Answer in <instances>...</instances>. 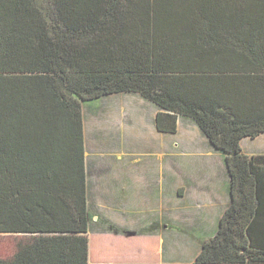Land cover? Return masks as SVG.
<instances>
[{"label":"trees","instance_id":"1","mask_svg":"<svg viewBox=\"0 0 264 264\" xmlns=\"http://www.w3.org/2000/svg\"><path fill=\"white\" fill-rule=\"evenodd\" d=\"M119 93L224 155L230 203L192 264H264V155L240 147L264 133V0H0V264H89L80 100Z\"/></svg>","mask_w":264,"mask_h":264},{"label":"crops","instance_id":"2","mask_svg":"<svg viewBox=\"0 0 264 264\" xmlns=\"http://www.w3.org/2000/svg\"><path fill=\"white\" fill-rule=\"evenodd\" d=\"M80 105L89 264H192L230 203L224 155L189 119L178 118L174 134L158 132V109L138 94ZM54 133L51 127L47 135L52 159L64 141ZM263 135L243 138L242 153L264 155L243 148ZM252 231L254 244L264 247V208Z\"/></svg>","mask_w":264,"mask_h":264},{"label":"rangeland","instance_id":"3","mask_svg":"<svg viewBox=\"0 0 264 264\" xmlns=\"http://www.w3.org/2000/svg\"><path fill=\"white\" fill-rule=\"evenodd\" d=\"M95 106H98L99 104L98 103H95L94 104ZM105 108H102L101 106V110H103ZM131 131H134L135 134H139L140 133V129L139 131L138 130H132ZM139 132V133H138ZM167 138H169L168 140H171V137L168 136ZM243 148L245 151H247L248 149H251V151H253L254 154H261L264 152V135L259 137L258 139H256V141L254 142H249V141H245L243 142ZM207 237V235H205V238ZM13 249V244H12V240H9L7 238H4V237H1L0 238V255L1 256H6L8 254H10V252L12 251ZM178 253L180 254L181 251V248H178ZM170 255L173 257V258H177V254L173 251H170Z\"/></svg>","mask_w":264,"mask_h":264}]
</instances>
